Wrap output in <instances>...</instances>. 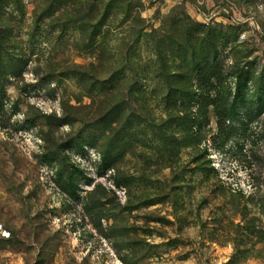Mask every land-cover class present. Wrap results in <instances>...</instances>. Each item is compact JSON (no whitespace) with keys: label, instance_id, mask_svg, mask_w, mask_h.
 <instances>
[{"label":"rangeland","instance_id":"obj_1","mask_svg":"<svg viewBox=\"0 0 264 264\" xmlns=\"http://www.w3.org/2000/svg\"><path fill=\"white\" fill-rule=\"evenodd\" d=\"M71 1L0 0V264H264V0H137L130 56Z\"/></svg>","mask_w":264,"mask_h":264},{"label":"trees","instance_id":"obj_2","mask_svg":"<svg viewBox=\"0 0 264 264\" xmlns=\"http://www.w3.org/2000/svg\"><path fill=\"white\" fill-rule=\"evenodd\" d=\"M60 3H64L65 0H57ZM70 1V0H69ZM86 11L92 18V43L96 42V37H107L110 35H117L121 33L122 45L127 48L128 56L131 52L135 51L137 45L141 40L151 39L156 54L160 52V45L157 44V38L155 37V29L150 32H146L147 23L141 16V6H139L137 0H86ZM71 4L77 6L74 9V14L80 15L78 19L84 17L81 15L83 10L82 2L80 0H73ZM61 5V4H60ZM61 7V6H60ZM55 11V10H54ZM52 11V12H54ZM84 25L78 26L83 28ZM120 29V31H119ZM138 59V57L136 58ZM221 73L217 71L215 65L212 62H206L198 69L196 73V84L201 92H204L206 87L212 86V81L220 82ZM209 107H212L213 113L216 118V125L221 130V126L225 121L226 106L216 97H211L206 94H200V98L197 101L198 125L201 127L209 124Z\"/></svg>","mask_w":264,"mask_h":264},{"label":"built area","instance_id":"obj_3","mask_svg":"<svg viewBox=\"0 0 264 264\" xmlns=\"http://www.w3.org/2000/svg\"><path fill=\"white\" fill-rule=\"evenodd\" d=\"M0 236L1 237H7V236H9V232L6 229L2 228L1 225H0Z\"/></svg>","mask_w":264,"mask_h":264}]
</instances>
